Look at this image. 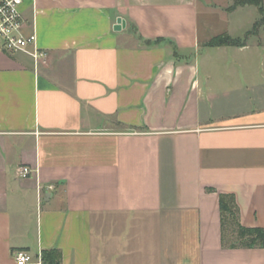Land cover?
Listing matches in <instances>:
<instances>
[{
    "label": "crops",
    "instance_id": "1",
    "mask_svg": "<svg viewBox=\"0 0 264 264\" xmlns=\"http://www.w3.org/2000/svg\"><path fill=\"white\" fill-rule=\"evenodd\" d=\"M233 1L23 0L47 57L0 48V264H264L222 242V194L264 227V26L205 45L252 28Z\"/></svg>",
    "mask_w": 264,
    "mask_h": 264
},
{
    "label": "trees",
    "instance_id": "2",
    "mask_svg": "<svg viewBox=\"0 0 264 264\" xmlns=\"http://www.w3.org/2000/svg\"><path fill=\"white\" fill-rule=\"evenodd\" d=\"M241 5H256L261 17L253 24L243 37H233L228 33L215 35L209 39L207 46H243L253 35H258L264 26L263 0H234L228 10L232 11ZM221 230L223 245L239 246L245 248L264 247V227L245 226L240 221L239 207L234 194H222L220 197ZM42 264H62L61 252L51 249L43 252Z\"/></svg>",
    "mask_w": 264,
    "mask_h": 264
},
{
    "label": "built area",
    "instance_id": "3",
    "mask_svg": "<svg viewBox=\"0 0 264 264\" xmlns=\"http://www.w3.org/2000/svg\"><path fill=\"white\" fill-rule=\"evenodd\" d=\"M23 0H0V48L8 51H23L30 54L35 62L47 57V51L39 47L37 34H25V19L22 12ZM32 169L19 166L17 174L20 177L29 176ZM16 264H29L33 256L24 250L14 253ZM38 264H42L39 257Z\"/></svg>",
    "mask_w": 264,
    "mask_h": 264
},
{
    "label": "rangeland",
    "instance_id": "4",
    "mask_svg": "<svg viewBox=\"0 0 264 264\" xmlns=\"http://www.w3.org/2000/svg\"><path fill=\"white\" fill-rule=\"evenodd\" d=\"M260 17V13L257 8L251 6H245L239 9L235 15L231 18V25L237 27V33L243 36L244 33L252 27L251 22L257 20ZM264 35V34H263ZM262 36V35H261ZM264 38V36H263ZM251 39L255 40V37Z\"/></svg>",
    "mask_w": 264,
    "mask_h": 264
}]
</instances>
